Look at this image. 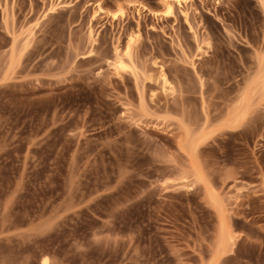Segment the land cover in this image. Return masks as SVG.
Masks as SVG:
<instances>
[{
  "label": "rangeland",
  "instance_id": "obj_1",
  "mask_svg": "<svg viewBox=\"0 0 264 264\" xmlns=\"http://www.w3.org/2000/svg\"><path fill=\"white\" fill-rule=\"evenodd\" d=\"M176 1L0 0V264H264V0Z\"/></svg>",
  "mask_w": 264,
  "mask_h": 264
},
{
  "label": "bare ground",
  "instance_id": "obj_2",
  "mask_svg": "<svg viewBox=\"0 0 264 264\" xmlns=\"http://www.w3.org/2000/svg\"><path fill=\"white\" fill-rule=\"evenodd\" d=\"M175 1H176V0H175ZM176 2L178 3V5L181 4V1H180V0H177ZM98 7H99V8H97L96 11L100 12V11L102 10V9H101L102 7H100V6H98ZM169 8H170V7H169ZM169 8H168V9H169ZM167 14H171V10H168V11H167ZM162 83H163V84L167 83V80L165 79L164 76L162 77ZM239 117H240V116H239ZM232 120H233V119H232ZM236 120H237V119H235V121H236ZM223 239H224L223 241H225V240L227 239V236H225ZM42 264H47V262H46L45 259L42 261Z\"/></svg>",
  "mask_w": 264,
  "mask_h": 264
}]
</instances>
